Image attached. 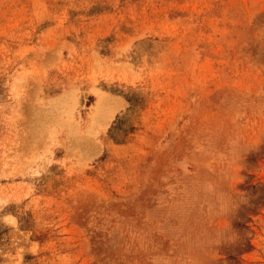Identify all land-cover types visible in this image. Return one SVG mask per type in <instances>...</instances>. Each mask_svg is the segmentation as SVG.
<instances>
[{"label": "rangeland", "instance_id": "rangeland-1", "mask_svg": "<svg viewBox=\"0 0 264 264\" xmlns=\"http://www.w3.org/2000/svg\"><path fill=\"white\" fill-rule=\"evenodd\" d=\"M0 264H264V0H0Z\"/></svg>", "mask_w": 264, "mask_h": 264}]
</instances>
